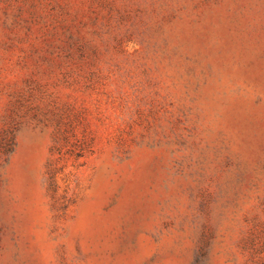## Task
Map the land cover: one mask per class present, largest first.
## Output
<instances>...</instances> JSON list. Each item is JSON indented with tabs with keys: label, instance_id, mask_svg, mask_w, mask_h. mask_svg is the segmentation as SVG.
<instances>
[{
	"label": "rangeland",
	"instance_id": "1",
	"mask_svg": "<svg viewBox=\"0 0 264 264\" xmlns=\"http://www.w3.org/2000/svg\"><path fill=\"white\" fill-rule=\"evenodd\" d=\"M0 264H264V0H0Z\"/></svg>",
	"mask_w": 264,
	"mask_h": 264
}]
</instances>
